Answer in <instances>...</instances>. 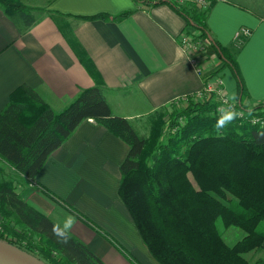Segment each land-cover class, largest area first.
<instances>
[{
    "label": "crops",
    "instance_id": "1",
    "mask_svg": "<svg viewBox=\"0 0 264 264\" xmlns=\"http://www.w3.org/2000/svg\"><path fill=\"white\" fill-rule=\"evenodd\" d=\"M21 1L32 8L34 22L27 26L0 5V112L22 84L60 111L82 89L97 84L81 60L83 52L98 69L113 112L133 125L172 101L196 94L207 82L223 87L231 99L237 96V79L208 38H195L200 47L191 53L197 64L191 61L178 37L185 30H198L187 26L168 2ZM52 11L61 14L62 25ZM123 11L130 13L120 20L87 18ZM206 23L210 36L231 51L239 65L248 90L245 104L264 101V0H216ZM243 28L250 32L239 47ZM129 149L121 137L87 118L49 154L34 179L19 173L26 181L17 191L61 227L68 216L75 217L70 233L106 264H160L119 194L121 164ZM233 227L225 233L234 237ZM225 233L228 244L239 240ZM254 251H260L256 258H264V247Z\"/></svg>",
    "mask_w": 264,
    "mask_h": 264
},
{
    "label": "trees",
    "instance_id": "2",
    "mask_svg": "<svg viewBox=\"0 0 264 264\" xmlns=\"http://www.w3.org/2000/svg\"><path fill=\"white\" fill-rule=\"evenodd\" d=\"M136 1L170 3L185 17L187 26L198 30L197 34L188 31L193 38H208L222 53L224 65L237 79L238 106L249 115L264 107V101L245 104L248 90L233 53L209 34L206 17L216 0H210L207 8L191 0L186 4ZM0 5L25 26L34 22L32 8L21 0H0ZM129 13L87 18L120 20ZM51 15L62 25L59 12L52 11ZM237 40L240 47L247 38L238 36ZM81 60L97 84L82 89L60 111L33 87L22 84L0 112V213L35 235L34 245L50 259L49 264H106L72 233L67 242L53 235L52 228L57 223L23 199L1 166L4 161L25 178L34 179L49 154L83 120L92 118L130 146L121 164L119 194L159 263L264 264L262 257L252 263L246 257V253L264 247V228L259 227L264 222V128L236 117L222 135L217 134L215 125L221 114L212 92L201 100L190 94L184 107L168 114L164 107L155 110L149 118V133L140 134L128 118L113 112L104 82L99 80L100 73L85 52ZM219 219L226 228L242 229L243 237L228 244L218 226ZM100 231L113 241L107 232ZM0 238L29 251L6 233Z\"/></svg>",
    "mask_w": 264,
    "mask_h": 264
},
{
    "label": "rangeland",
    "instance_id": "3",
    "mask_svg": "<svg viewBox=\"0 0 264 264\" xmlns=\"http://www.w3.org/2000/svg\"><path fill=\"white\" fill-rule=\"evenodd\" d=\"M187 1L188 0H186L183 4H186ZM35 8H37V7H35ZM188 101H189L188 97L181 98V99H177L175 101H172L170 104H167V105L162 106V107H164L163 110H167V114H168V112H171L175 108L184 107L188 103ZM152 113L146 114V116H143L142 118L138 119V121H136V124L134 123L135 128L137 129V131L140 134H148L149 133V130H150L149 118H150V115ZM166 128L167 127H165V129H164L165 135L167 134V131H168ZM1 166L4 169L5 177L10 178L14 181L16 189L20 188L19 185L23 184V182L26 181V179L23 176H21L19 174V172H17L14 168H12L6 162L3 161L1 163ZM190 177L194 181L193 176L191 174H190ZM218 226H219L221 232L224 234L225 231L227 230V228L224 227V225L222 224V221L220 219L218 221ZM259 227L264 228V222H261ZM233 228H235V229H232V230H235L234 237H233V233H230V236L228 233H225L226 237H228L229 239L231 238V240L235 239L236 237H238V239L243 237V235L241 236V234H243V232H244L242 229H240L239 227H237V228L233 227ZM11 229L14 231H10ZM240 230H242V231H240ZM240 232H241V234H240ZM2 233H6L7 237L16 241L17 243H19L20 245H22L23 247H25L26 249H28L32 253H34V254L38 255L39 257L45 259L46 262H48V263L51 262L50 259L44 255V253H41L40 250L37 249V247H35V245H34L35 244V242H34L35 235L33 233H31V231H29L26 227H21V226L15 225V223L13 222L12 219H9L8 217H4V215L2 213H0V234H2ZM259 252L260 251H250V252L246 253V257L252 263V262L256 261V259H258V258H256V256L258 255Z\"/></svg>",
    "mask_w": 264,
    "mask_h": 264
},
{
    "label": "built area",
    "instance_id": "4",
    "mask_svg": "<svg viewBox=\"0 0 264 264\" xmlns=\"http://www.w3.org/2000/svg\"><path fill=\"white\" fill-rule=\"evenodd\" d=\"M173 2H176L178 4H183L186 0H171ZM196 2L199 6L202 8H207L210 6L211 2L210 0H191ZM249 30L247 28H243L241 34L239 36H243L244 34H249ZM244 35V36H245ZM179 44L186 50L189 51V53L192 55L191 61L196 65L197 60L194 57V55L191 52H194L196 49L200 47L199 41H196L195 38L188 32L183 31L178 37ZM238 41V40H237ZM238 45L240 44L239 41L237 42ZM198 66V65H197ZM198 71L200 72V68L198 67ZM214 93L216 98L219 101L218 105V111L220 114H222L225 111H234L238 113L237 117L240 119H245L250 121L252 124H255L257 126H260L261 128H264V107L254 109V111L249 115L247 111H245L243 108H240L237 104V100L229 98L225 93L223 87H214L211 83H205L202 90L194 94L196 99H204L206 96H208L211 93ZM173 131L176 130L175 128L172 129Z\"/></svg>",
    "mask_w": 264,
    "mask_h": 264
},
{
    "label": "water",
    "instance_id": "5",
    "mask_svg": "<svg viewBox=\"0 0 264 264\" xmlns=\"http://www.w3.org/2000/svg\"><path fill=\"white\" fill-rule=\"evenodd\" d=\"M0 264H49L37 255L0 238Z\"/></svg>",
    "mask_w": 264,
    "mask_h": 264
},
{
    "label": "clouds",
    "instance_id": "6",
    "mask_svg": "<svg viewBox=\"0 0 264 264\" xmlns=\"http://www.w3.org/2000/svg\"><path fill=\"white\" fill-rule=\"evenodd\" d=\"M237 115L238 113L234 111L223 112L215 125L217 134L222 135L223 134L222 130L226 127L228 123L236 119ZM75 222H76L75 217L68 216L63 223V229H61L58 224H54L52 228L53 235L67 242V240L70 238L69 237L70 230L72 226L75 224Z\"/></svg>",
    "mask_w": 264,
    "mask_h": 264
}]
</instances>
